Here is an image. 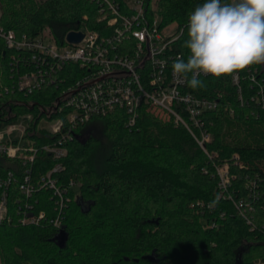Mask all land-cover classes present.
I'll use <instances>...</instances> for the list:
<instances>
[{
    "label": "trees",
    "instance_id": "16d2710c",
    "mask_svg": "<svg viewBox=\"0 0 264 264\" xmlns=\"http://www.w3.org/2000/svg\"><path fill=\"white\" fill-rule=\"evenodd\" d=\"M112 1L128 13L125 0ZM203 2L158 0L156 11L163 24L184 25L188 13ZM0 10V26L18 37H38L48 29L64 43L69 33L83 26L102 28L97 26L98 6L90 0H0ZM186 39L187 33L178 50L185 59ZM13 55L0 38V123L30 115L26 139L37 147L53 143L59 135H49L39 124L49 119L46 110L82 73L68 66L58 74L59 87L32 94L13 91ZM254 73L256 81L263 82L264 63L218 78L202 77L205 87H189L198 97L222 95L219 109L203 117L213 136L206 145L208 154L185 127L162 123L144 110L133 125L124 109L81 125L65 144L68 155L60 161L64 169L57 175L60 186L77 183L60 228L52 223L58 215L52 194L40 189L31 197L23 195L22 163L0 156V179L12 173L8 212L0 221V264L264 263V109L252 101L258 88ZM234 74L240 75L243 103L232 84ZM94 121L104 125L110 144L99 167L93 157L100 139H82ZM57 163L40 151L32 167L33 181ZM216 165L229 167L230 198L220 195ZM23 211L26 216L44 212L45 218L24 224Z\"/></svg>",
    "mask_w": 264,
    "mask_h": 264
},
{
    "label": "built area",
    "instance_id": "2783aa9c",
    "mask_svg": "<svg viewBox=\"0 0 264 264\" xmlns=\"http://www.w3.org/2000/svg\"><path fill=\"white\" fill-rule=\"evenodd\" d=\"M98 6L97 26L101 30L83 26L72 31L82 33L83 40L71 44L65 37L59 43L51 32L44 31L38 37H18L13 30L0 26V38L7 49L14 52L12 57L16 76L12 90L29 94L44 87L58 86L59 73L68 66H76L82 76L62 92L53 108L46 110L50 123L46 129L49 135L57 136L53 143L37 147L26 139L27 128H20L24 144L15 147L17 141L0 133V156L18 159L24 167V179L20 190L31 197L36 190H46L56 199L58 215L52 220L55 227H62L64 213L71 202L70 193L77 183L71 181L60 186L59 175L64 167L60 162L68 155L65 144L73 140L75 131L94 118H102L117 109H124L129 115V125L135 124L140 110L158 115H170L177 126H183L201 149L208 154L206 145L213 136L205 128L203 117L219 109L222 95L215 98L195 96L186 83L178 82L172 75L171 65L181 47V39L187 33L186 24L177 22L163 24L153 7V0H125L128 13H123L120 4L112 0H90ZM2 12L0 10V20ZM87 21L88 17L85 16ZM183 56V55H182ZM256 73L252 80L258 83ZM210 76V75H209ZM209 76H201L209 77ZM233 76L236 78L233 79ZM232 76L243 103V88L239 74ZM256 95L252 98L258 107L264 109V81L257 84ZM9 87L4 90L10 92ZM31 120L30 115H25ZM10 127L7 135L14 130ZM48 153L58 163L40 179L33 181L32 167L37 154ZM219 177L218 189L224 198H230L231 187L229 167L216 165ZM12 182V173L0 179L3 193L0 201V221L8 212L7 189ZM253 182L251 189H256ZM247 207H250L247 204ZM251 208V207H250ZM32 207H29L31 210ZM31 212V211H29ZM28 213V212H27ZM21 219L24 224H38L45 213L31 214ZM248 224L251 221L248 219Z\"/></svg>",
    "mask_w": 264,
    "mask_h": 264
},
{
    "label": "clouds",
    "instance_id": "9594fccd",
    "mask_svg": "<svg viewBox=\"0 0 264 264\" xmlns=\"http://www.w3.org/2000/svg\"><path fill=\"white\" fill-rule=\"evenodd\" d=\"M186 28L189 54L177 56L171 69L192 89L206 86L201 76L218 78L264 63V0H204L188 13Z\"/></svg>",
    "mask_w": 264,
    "mask_h": 264
},
{
    "label": "rangeland",
    "instance_id": "374dc122",
    "mask_svg": "<svg viewBox=\"0 0 264 264\" xmlns=\"http://www.w3.org/2000/svg\"><path fill=\"white\" fill-rule=\"evenodd\" d=\"M127 1H130V0H127ZM157 1L158 0H153V7L155 9H157ZM45 31H48V29H46ZM148 114L152 115L153 117H155L158 121H161L162 123H174L172 117L166 113L160 112V114L158 115H155L152 113H148ZM28 122L29 120L26 116H20L18 119L12 122L0 123V133H4L5 136H10L11 140L17 141V143L13 144L15 147H21L24 144V139L19 129L27 128ZM50 125L51 124L48 123V121L43 120L40 122L39 128H49ZM10 127H14L15 129L12 130L7 135V131L10 129ZM103 130H104V125L100 122L94 121L90 125L87 126V128L85 129L86 134L83 135L82 137L83 140H87V138H89L90 136H94L100 139V144L99 146L95 148L94 157H93L96 163L95 165L98 167L102 166L101 164H104V160L110 152V144L108 140L104 137ZM258 264H264V263L259 262Z\"/></svg>",
    "mask_w": 264,
    "mask_h": 264
},
{
    "label": "water",
    "instance_id": "95a60500",
    "mask_svg": "<svg viewBox=\"0 0 264 264\" xmlns=\"http://www.w3.org/2000/svg\"><path fill=\"white\" fill-rule=\"evenodd\" d=\"M83 38L84 35L82 33L71 32L67 35V41L71 44H78L83 40Z\"/></svg>",
    "mask_w": 264,
    "mask_h": 264
}]
</instances>
